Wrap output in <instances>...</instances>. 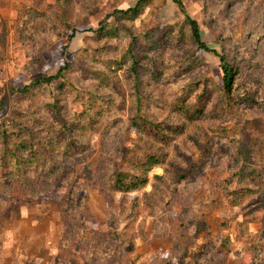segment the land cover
<instances>
[{
  "label": "rangeland",
  "instance_id": "rangeland-1",
  "mask_svg": "<svg viewBox=\"0 0 264 264\" xmlns=\"http://www.w3.org/2000/svg\"><path fill=\"white\" fill-rule=\"evenodd\" d=\"M137 1L75 0L73 23L78 31L71 40L69 36L59 37L50 29L36 39L24 40L21 17L36 0H0V121L26 113L27 109H40L45 95L35 100L21 98L13 89L24 87L38 76L55 74L67 61L74 64L70 76L81 87L100 94L117 115L116 121L115 116H106L101 128L91 134L94 153L102 157L92 176L82 166L84 163L79 164L72 177L50 188L39 202H30L25 196L18 204L0 206V264H170L167 260L175 259L173 248L183 242L193 251L209 247V252L202 255L203 264H264V206L251 198L239 206H231L225 199L226 192L217 193L219 198L214 206L204 204L203 197L211 192V184L220 179L224 180L223 184L230 182L236 166L231 141L215 134L212 121L192 124L172 144H161L169 163L155 166L145 187L120 193L113 191L108 179L103 177L120 163L125 133L136 137L135 129L126 131L132 106L131 82L116 63L106 68L108 61L121 58L127 43H115L98 61L83 50L94 52L97 47L94 31L110 13L132 7ZM182 1L180 7L173 0H156L155 6L146 8L131 23L141 29L156 28L160 33L171 27L179 31L186 16L196 19L203 40L219 52L225 50L239 69L240 84L261 97L253 94L259 102L246 108L245 116L248 142L252 146L261 142L264 139V0ZM55 2L40 0V5ZM247 30L248 36L244 34ZM68 33L71 35L72 30L68 29ZM180 33L187 45L174 52L175 57L182 59L195 54L205 61L196 72L179 78L182 85L190 78L207 76L222 86L220 58L212 52L197 50L188 33L182 30L177 35ZM85 63L102 68L103 78L84 74L80 67L87 69ZM174 84L153 82L149 88L165 93L172 101L178 97L172 88ZM64 105L65 116L82 109L80 102L73 103L68 98ZM150 108L159 119L176 116L170 109ZM78 158L70 164L75 165ZM190 162L199 165L201 174L188 175L176 183L173 170L189 166ZM72 189L84 195L78 207L67 205ZM213 197L217 196L211 193L207 199ZM79 220L101 235L88 234L81 238L69 235V225ZM114 231H119L120 236Z\"/></svg>",
  "mask_w": 264,
  "mask_h": 264
},
{
  "label": "trees",
  "instance_id": "trees-1",
  "mask_svg": "<svg viewBox=\"0 0 264 264\" xmlns=\"http://www.w3.org/2000/svg\"><path fill=\"white\" fill-rule=\"evenodd\" d=\"M173 1L183 6L182 0ZM156 3V0H138L127 9H115L94 31L93 40L97 46L94 52L83 50V53L91 54L98 61L101 60L100 56L108 54L116 46L115 43H127L121 58L108 61L106 68L116 63L131 82L132 106L126 131L135 129L136 137L125 133L123 157L109 175L103 177L108 179L113 191L120 193L126 194L145 187L149 182L150 171L168 162L167 153L163 152L161 144L170 145L176 136L186 133L192 124L209 120L216 135L231 141L236 166L230 182L223 184L224 180L220 179L211 184V192L203 197L206 199L204 204L214 206L219 198L217 193L226 192L225 199L231 206H239L247 198L255 199V203L264 206V139L252 146L248 142L245 125L246 108H252L259 102L253 96L256 93L240 84L239 69L229 55L225 50L219 52L211 48L203 40L201 25L191 16H186L179 31L171 27L159 33L156 28L141 29L131 23L146 8ZM75 9V0H56L54 4H45L44 7H41L40 0H36L35 5L27 7L21 17L22 38L25 40L30 37L33 40L50 29L59 37L69 36L71 40L78 31L73 23ZM112 17L114 19L111 20ZM68 29L72 30L71 35ZM182 30L188 33L197 50L212 52L220 58L222 86L207 76L190 78L182 85L179 78L183 74L196 72L205 64L195 54H187L182 59L175 57L174 52L187 45L183 33L177 35ZM244 34L248 36L249 31ZM73 65L67 61L55 74L38 76L24 87L13 89L21 98L35 100L45 95V99L40 109H27L26 113H18L19 116L0 121V206L18 204L25 196L30 202H39L50 188H56L59 182L63 183L73 176L79 164L84 163L82 166L88 168L90 176L100 165L101 155L94 153L91 134L101 128L106 116H115V113L112 105H107L100 94L81 87L70 76ZM85 66L87 69L81 65L80 70L94 79L104 75L102 68L97 69L88 63ZM153 82L158 85L175 83L172 88L178 92V97L169 101L165 93L153 92L149 88ZM114 86L119 88L118 84ZM66 98L73 103L80 102L81 111L65 116ZM152 106L159 107V111L170 109L177 118L166 116L159 119L154 109L150 108ZM114 118L116 121L117 115ZM77 157L75 165H71V160ZM198 166L190 162L189 166H179L178 170H173L176 183L188 175L201 174ZM156 177L161 178L159 175ZM230 184H234V187H230ZM211 193L217 197L207 199ZM219 200L223 202V199ZM83 201L84 195L72 189L67 205L78 207ZM82 221L69 225V235L72 233L77 238L88 234L101 235L96 230L88 229ZM114 232L119 235V231ZM86 241L90 243L87 238ZM184 243H178L173 248L175 259L167 261L170 264H203L202 255L209 252V247L193 251Z\"/></svg>",
  "mask_w": 264,
  "mask_h": 264
}]
</instances>
